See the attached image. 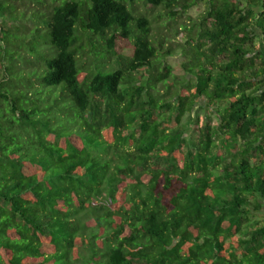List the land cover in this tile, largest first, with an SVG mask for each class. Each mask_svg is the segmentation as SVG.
<instances>
[{
  "label": "trees",
  "instance_id": "trees-1",
  "mask_svg": "<svg viewBox=\"0 0 264 264\" xmlns=\"http://www.w3.org/2000/svg\"><path fill=\"white\" fill-rule=\"evenodd\" d=\"M262 211L264 0H0V264H264Z\"/></svg>",
  "mask_w": 264,
  "mask_h": 264
},
{
  "label": "rangeland",
  "instance_id": "rangeland-1",
  "mask_svg": "<svg viewBox=\"0 0 264 264\" xmlns=\"http://www.w3.org/2000/svg\"><path fill=\"white\" fill-rule=\"evenodd\" d=\"M202 10H203V5H199V6L195 7V8H193V9H191L189 11V14L191 16L195 17ZM180 59H181V49L180 48L177 49V53L174 56H172V57H170L168 59L169 62L174 66V71H175L176 74H181L182 73L180 65H179ZM194 114L201 115L202 111L200 109L194 108V110L192 112V115H194ZM212 120H214V118H212ZM255 214L259 218L264 219V211L259 212V213L257 212Z\"/></svg>",
  "mask_w": 264,
  "mask_h": 264
}]
</instances>
